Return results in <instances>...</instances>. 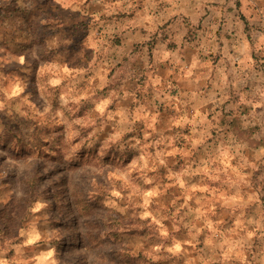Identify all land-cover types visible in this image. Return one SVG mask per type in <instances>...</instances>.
Returning a JSON list of instances; mask_svg holds the SVG:
<instances>
[{
	"label": "clouds",
	"instance_id": "clouds-1",
	"mask_svg": "<svg viewBox=\"0 0 264 264\" xmlns=\"http://www.w3.org/2000/svg\"><path fill=\"white\" fill-rule=\"evenodd\" d=\"M20 208L0 264L107 256L118 218L150 230L134 258L264 264V0H0V209Z\"/></svg>",
	"mask_w": 264,
	"mask_h": 264
},
{
	"label": "rangeland",
	"instance_id": "rangeland-1",
	"mask_svg": "<svg viewBox=\"0 0 264 264\" xmlns=\"http://www.w3.org/2000/svg\"><path fill=\"white\" fill-rule=\"evenodd\" d=\"M7 14L11 15L12 10H9ZM23 130V125H15L13 127V132L19 135L23 132ZM40 135L45 136V133L40 132ZM46 147V145H42V148ZM81 171L82 170H75L73 172H69V181L67 187L70 188L72 186L73 181H78L81 178ZM29 185L30 189L32 191H35V183L30 181ZM64 195L65 193L62 191H54L52 198L56 201L58 206L62 202V198L64 197ZM1 210L2 209H0V226L5 230V233H7L8 230L16 223V217H20L22 215L23 209L20 208L4 210L3 212H1ZM108 226L112 230V239L116 242V250L113 253L106 256L102 252H100L99 254H94L87 247L83 249H73L67 254L68 264H73L74 258L84 253L88 254L87 264H186L185 259L175 261L174 259H168L165 257H162L158 261H152L146 258V256L144 255V251H140L138 253V258H134L131 255L132 252L136 251V245L138 243L143 242V240L149 236L150 230L147 227H136L134 222L128 223L123 218L112 220ZM120 228H127L128 235L126 239H122L119 235ZM50 235L54 236L55 232L50 233ZM147 248L148 245H145V250H147ZM192 256L194 257L195 253H193Z\"/></svg>",
	"mask_w": 264,
	"mask_h": 264
},
{
	"label": "trees",
	"instance_id": "trees-1",
	"mask_svg": "<svg viewBox=\"0 0 264 264\" xmlns=\"http://www.w3.org/2000/svg\"><path fill=\"white\" fill-rule=\"evenodd\" d=\"M18 136H19V134L13 132L12 140H13V141L16 140V138H17ZM4 210H7V209H2L1 212H3ZM0 228H2V227L0 226ZM2 229H3V228H2ZM3 230H4V229H3ZM4 231H5V230H4Z\"/></svg>",
	"mask_w": 264,
	"mask_h": 264
}]
</instances>
